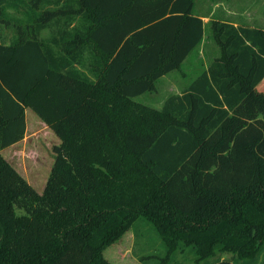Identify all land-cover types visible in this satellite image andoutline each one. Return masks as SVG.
Here are the masks:
<instances>
[{"label":"trees","instance_id":"16d2710c","mask_svg":"<svg viewBox=\"0 0 264 264\" xmlns=\"http://www.w3.org/2000/svg\"><path fill=\"white\" fill-rule=\"evenodd\" d=\"M195 6L0 0V151L25 109L60 141L42 193L0 155V264H111L103 251L143 227L162 252L142 264H264V29L207 27ZM206 28L218 56L160 109L136 102Z\"/></svg>","mask_w":264,"mask_h":264},{"label":"rangeland","instance_id":"374dc122","mask_svg":"<svg viewBox=\"0 0 264 264\" xmlns=\"http://www.w3.org/2000/svg\"><path fill=\"white\" fill-rule=\"evenodd\" d=\"M196 0L197 12L206 13L210 8L216 14H222L225 10H236L242 16L231 17L223 15L229 21H240L258 28H264V0ZM246 1V2H245ZM248 6V7H247ZM247 8L249 13L244 15L242 11ZM220 14V15H221ZM7 15L17 20H23L22 15L8 10ZM208 27V26H207ZM5 43L11 42L13 31L9 28L0 27ZM206 28L205 41L177 71L169 73L154 83V89L136 99V102L145 104L155 109H160L163 102L171 95L180 93L185 86L219 53L218 48L209 37ZM47 37V32L42 33ZM82 72L86 69L81 68ZM259 91L264 92V82ZM26 130L24 138L6 149L0 151V155L6 162L37 192L42 193L46 186L52 164L53 146L59 144V139L38 116L27 109L25 114ZM37 121L38 124H37ZM133 229L128 230L118 241L103 251V258L111 264H142L140 257L148 254H160L162 252L161 242L152 229L143 227L140 231L141 238L135 239ZM223 264H231L230 254L219 255Z\"/></svg>","mask_w":264,"mask_h":264},{"label":"crops","instance_id":"0c3cea01","mask_svg":"<svg viewBox=\"0 0 264 264\" xmlns=\"http://www.w3.org/2000/svg\"><path fill=\"white\" fill-rule=\"evenodd\" d=\"M204 0H202L201 2H203ZM254 1V3H255V0H253ZM246 2V1H245ZM197 4V3H196ZM248 7V6H247ZM197 8L198 7H196L195 6V14L199 17V18H201L202 19V21H203V23L205 24V26H207V23L211 20V19H217V18H219V19H223V20H228L227 18H225V17H223V15H226V13L227 14H229L231 17H238V16H242V13H240L239 11H236V10H225V12H222V14L220 15H218V14H216V12H214V9H216V8H209L208 10H207V12L206 13H203V12H197L196 10H197ZM243 13H244V15H248L249 13H247L248 12V10H247V8L245 9V11H242ZM229 21V20H228ZM231 24H233L234 26H238V25H241V26H245V25H248V24H246L245 22H240V21H229ZM248 26H250V25H248ZM250 27H254V26H250ZM264 29V28H263ZM201 46H203V43H202V45ZM219 54V53H218ZM218 54L216 55V56H214L213 58H215V57H217L218 56ZM212 58V59H213ZM211 59V60H212ZM178 94V93H177ZM173 95H175V94H173ZM26 110L27 109H25V114H26ZM26 117V116H25ZM38 122L39 121H37V124H38ZM42 122V121H41ZM40 123V122H39ZM43 123V122H42ZM15 145V144H14Z\"/></svg>","mask_w":264,"mask_h":264}]
</instances>
